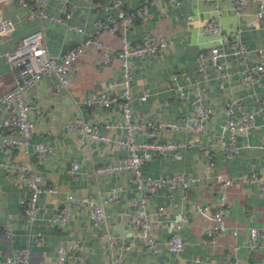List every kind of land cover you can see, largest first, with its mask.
<instances>
[{
  "label": "crops",
  "instance_id": "1",
  "mask_svg": "<svg viewBox=\"0 0 264 264\" xmlns=\"http://www.w3.org/2000/svg\"><path fill=\"white\" fill-rule=\"evenodd\" d=\"M95 0H47L46 10L57 13L63 4L71 7V15L64 20L45 19L43 36L50 54L57 55L73 46L80 33L69 25H81L85 32L92 31L96 21L103 16L101 6ZM144 0H124L127 8H134ZM221 7V30L204 34L201 26L212 13L207 0H157L146 1L148 13L136 16L126 31L131 43L142 42L154 35H163L165 45L156 53H144L128 58L132 74L129 87L132 93L131 115L134 120L171 119L179 125L156 136L157 140L173 141L174 150L153 152L141 163V171L154 176L180 173L200 175L187 196L180 187L157 188L150 196L146 212L152 218V234L159 250L145 245L133 224L134 211L130 205L140 196L130 168L89 174L92 166L113 162L127 152L124 145H116L115 137L125 135L120 98L104 106L95 98L101 90L119 94L122 90V64L115 49L119 46L117 33L102 32L101 37L113 47L109 62L102 64L100 53L87 51L74 61L71 82L67 88L56 89L54 78L45 75L26 90V97L35 107L31 111L34 120L28 153L23 146L0 148V258L14 253L19 247H29L31 256L26 264H53L62 245L69 256L67 264H109L108 237H127L132 242L124 252V264H226L230 258H238L242 264H264V193L259 182L241 180L239 177L264 166V71L253 81H243L246 68L264 58V15L256 18L254 3L247 12L237 15L231 0H218ZM3 14L13 23L12 29L0 38V91L13 84V73L4 55L6 49L16 45L21 37L39 26L36 16H29L26 6L8 0L2 5ZM239 26V36L248 46L244 57L233 52L230 31ZM226 51L220 57L221 70L208 58H200L211 44ZM262 49V55L257 52ZM223 72V74L221 73ZM147 91L145 97H141ZM186 93V97L181 95ZM93 101L87 103L86 98ZM210 109L202 119L200 128L193 125L195 99ZM244 111H253L254 124L237 130V152L223 154L219 138L229 140L225 128L226 117H240ZM82 120L95 124L107 134V140L87 139L80 128L71 129L68 122ZM13 134L16 131H11ZM137 139H148L142 130ZM42 140L51 150L41 162L33 155V144ZM30 160L33 169L40 172L44 184L57 187V191H41L38 195L37 217L29 222L21 210L19 198L27 193L20 180L19 163ZM209 160L212 161L209 164ZM71 162L77 163L70 169ZM229 174L238 177L227 187L228 206L223 218L227 229L217 235L215 242L201 239L211 219L198 210V205L214 206L219 195V178ZM120 185L119 196L105 204L108 218L105 224H94L90 208L98 197L111 186ZM86 195L87 200L74 203L66 194ZM161 204L165 212L155 213ZM60 206L66 207L68 219L63 225L51 224L50 217ZM180 220L178 232L184 246L175 251L168 247L173 230L171 220ZM9 223L12 233L4 231ZM261 229L257 244L247 243L250 226ZM236 227V233L230 228ZM39 231L42 241H34ZM80 246L74 249L73 242Z\"/></svg>",
  "mask_w": 264,
  "mask_h": 264
},
{
  "label": "built area",
  "instance_id": "2",
  "mask_svg": "<svg viewBox=\"0 0 264 264\" xmlns=\"http://www.w3.org/2000/svg\"><path fill=\"white\" fill-rule=\"evenodd\" d=\"M8 0H0V38L6 35L13 27L12 20L6 17L2 11V5ZM20 5L27 8L29 16H36L39 20V26L32 31L23 35L20 41L5 50L4 55L9 63L13 73V84L0 91V148H7L14 145L23 146L25 153H28V144L30 143L34 120L31 117V111L35 107L26 97V90L35 84L45 75L54 78V86L56 89L67 88L71 82V73L74 70V61L82 53L87 51H97L100 53L102 64H106L112 57L113 47L106 43L102 37V32L117 33L119 46L115 49L116 55L122 64V90L119 94H115L111 90H101L96 95V100L104 106H109L117 98H120L122 116L124 120L125 135L123 137L113 138L116 145H124L127 152L119 156L113 162H105L92 166L89 174L92 176L99 175L104 172H112L121 170L124 167L131 169L136 187L141 191L138 198L133 199L130 205L134 211L133 224L137 229L140 240L155 250H159L157 239L152 234V218L147 214L145 208L150 199L151 194L159 187L165 186L167 189L180 187L183 196H187L189 189L195 182L201 180L200 175H183L180 173H171L154 176L145 174L141 171L140 165L153 152H162L168 149L174 150L175 155H179L177 144L173 141L157 140L156 136L166 130H172L178 127L179 123L171 119H148L145 122L134 120L131 115V100L133 98L129 83L132 74L128 67V58L133 55L144 53H156L166 43L163 35H154L145 38L142 42L131 43L126 35L128 27L131 25L132 19L136 16H144L148 13L146 1L134 8H127L124 0H95V5L101 6L103 16L96 21V26L92 31L85 32L81 25L70 23V27L81 34L77 42L57 55L50 54L45 44L43 36V27L45 19L48 20H64L71 15V7L63 4L61 10L57 13H49L46 10L47 0H14ZM150 2L157 0H149ZM176 1L178 0H171ZM212 5V13L204 20L201 30L204 34H215L221 30V7L218 0H207ZM234 12L239 16L248 11L255 3L254 9L256 18L264 15V0H231ZM233 52L244 57L248 46L239 36V26L230 31ZM257 52L262 55V49L257 48ZM226 51L221 49L217 44L209 45L206 51H200V58L210 59L217 69L221 70L222 62L220 57ZM264 71V58L246 68V72L242 76L243 81H253ZM223 74V72H221ZM147 91L141 94L145 97ZM183 97L186 93L181 92ZM87 103H91L93 99L86 98ZM264 102V99H263ZM35 111L39 109L35 107ZM210 109L205 107L199 100L195 99V116L193 125L200 128L202 119L208 117ZM254 124L253 111H244L240 117L228 116L224 125L229 132V140L219 138L222 145L223 154L230 156L237 152L239 146L235 143V133L237 130L246 129ZM71 129L80 128L87 139L107 140L110 137L98 130L95 124L82 120H72L68 122ZM16 131L13 134L11 131ZM142 130L147 133L148 139H137L136 133ZM49 144L42 140L35 141L33 144V155L37 162L45 159L50 152ZM212 163L211 160L208 162ZM20 171V180L26 186L27 193L21 195L19 203L26 220L31 222L37 217L38 213V195L41 191H57V187L43 183V177L40 172L33 169L32 162L19 163L17 166ZM77 163L71 162L70 169H76ZM241 180L257 181L259 187L264 193V166L257 170H252L239 177ZM238 177L224 174L219 178V195L214 206L210 203L198 205L201 214L209 217L211 223L205 228V234L201 239L206 242H215L217 235L227 229L224 222L223 213L228 206L227 187L235 182ZM120 185H111L104 194L100 195L97 201L90 208V218L94 224H105L108 218V211L105 204L115 200L120 194ZM68 200L74 203H80L87 200L86 195H76L72 192L66 194ZM164 205L159 204L155 213H164ZM185 215H181L179 219L171 220L173 230L168 239V247L171 250H181L184 246L182 235L178 232L181 226L180 220L185 219ZM68 219L66 207L60 206L50 217L48 221L51 224L63 225ZM4 231L7 234L12 233V227L9 223L3 224ZM231 233H236V227L230 228ZM261 235V229L257 226H250L248 230L247 243L250 247L257 244ZM34 241L40 243L42 236L39 231L33 234ZM110 247L116 244L118 250H110L109 264H124V252L130 248L132 242L127 237L116 239L108 237ZM113 244V245H112ZM80 246L79 241L73 242L74 249ZM31 256L29 247H19L12 254H5L0 258V264H26ZM69 256L75 257V252L67 253L62 245L58 246V254L53 264H67ZM226 264H242L241 261L234 257L228 259ZM251 264V263H247Z\"/></svg>",
  "mask_w": 264,
  "mask_h": 264
}]
</instances>
